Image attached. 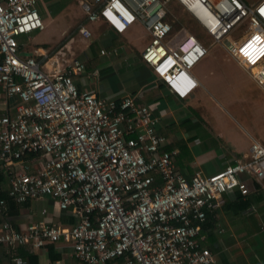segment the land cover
Wrapping results in <instances>:
<instances>
[{"label": "built area", "instance_id": "1", "mask_svg": "<svg viewBox=\"0 0 264 264\" xmlns=\"http://www.w3.org/2000/svg\"><path fill=\"white\" fill-rule=\"evenodd\" d=\"M40 1H0V246L63 240L85 264L120 257L125 264H216L201 243L203 225L226 193L247 195L264 178V146L254 140L248 158L185 176L175 152L164 149L168 138L149 104L81 89L76 79L100 73L89 74L80 59L21 52L17 36L45 28ZM227 2L228 14L217 0H87L82 7L89 22L104 20L121 34L140 22L151 35L142 59L169 93L188 98L200 85L193 68L223 43L264 89V0L251 12V31L236 41L228 34L249 7ZM80 32L92 36L86 24ZM29 153L35 156L27 161ZM42 196L70 212L71 223L17 227L9 220L10 199L24 204ZM13 264L26 260L14 255Z\"/></svg>", "mask_w": 264, "mask_h": 264}, {"label": "crops", "instance_id": "2", "mask_svg": "<svg viewBox=\"0 0 264 264\" xmlns=\"http://www.w3.org/2000/svg\"><path fill=\"white\" fill-rule=\"evenodd\" d=\"M63 1L65 3V0H62L59 5L62 4ZM51 7H48L47 13L40 12L39 10L41 16L46 14L54 16ZM57 15L59 19L56 21L48 16H44L46 21L44 23L46 25L43 30L56 22L62 24V32L65 34L68 32L71 24L78 20L74 18V15L68 16V19L63 18V14L59 15L57 13ZM29 39H31L30 42L19 40L21 52L24 55H34L38 59H43L44 61L52 56L64 58L63 56H59V53L63 55V52L51 51V48H53L56 42L47 40L33 41L30 36ZM214 47L215 46L211 49ZM218 47H222L228 55V60L236 62L239 67L249 74L253 82L264 90L253 78L251 72L240 64L229 51L223 47V44H219ZM106 49L107 53L105 54H111L115 62L118 59L116 57V53L119 51L118 46L111 48L107 47ZM45 54H47L48 57H46ZM100 54L102 53L100 52ZM88 60L89 59L86 60L85 64ZM90 60H94L95 65L88 68L86 67L87 72L90 74L98 70L100 74L97 77L91 76L87 79L85 77L83 79H76L80 88L93 90L100 96L110 98H120L127 94H132L149 104L154 112L160 116V131L168 138L166 146H173L172 149L167 150L175 152L177 169L185 176L190 178L198 170H202L207 174L218 172L225 167L228 161H231L235 157H241L233 156L227 152L223 139L224 135L218 130H215L219 139L217 142H215L214 139L208 138L207 141L204 139V132L200 133L198 131L199 128H217V126L215 127L217 120L221 114L224 113L222 104L224 102L216 98L210 89L203 87L200 81L199 87L202 86L200 91H197L198 87L188 98H179L169 93L160 81L154 79L153 72L149 65L148 67L144 66L142 69L140 68V70H137L136 74L132 76L127 75L120 78L115 71H108L106 74H103L102 71L104 68L98 66L96 55ZM141 60L143 63H146L143 59ZM46 65L51 66V61H48ZM104 67L108 68L109 66ZM137 80L139 81L138 86L136 84ZM3 110L4 109H1L0 112ZM188 119L194 122V125L191 127L192 129L189 128L190 130L183 127L184 121ZM190 137L192 138L191 140ZM183 142H187L188 144L185 145ZM252 207L257 209L259 205L257 206L255 204ZM252 207L246 212L239 214V216L245 223L248 222V218L251 219L250 221L253 227H251L249 231H255L254 223L256 222L257 225H262V232L258 233V231H255L253 234L249 232L250 235H254V242L250 247L244 250H241L240 245H237L239 241L237 237L235 240L234 233L232 234L231 231L232 227L230 223H232L231 220L235 214L231 210H226L224 206L215 211L217 223L212 230L214 236L213 238L209 237V232L206 231L203 245L213 251L217 259L216 264H222V255L226 256L229 263L232 264H264V222L255 219L253 216L255 210L251 211L253 209ZM44 210H46V212H43ZM8 218L17 227H25L43 219L61 224H69L72 221L71 213L61 210L48 196H42L38 199L30 200L27 203L19 204L17 208L13 209H11L9 203ZM225 221L227 223H225ZM261 235L262 239L260 238ZM71 254V247L63 240L49 243L40 248L26 245L13 250L5 246H0V264H13L14 255L23 257L26 260V264H83L82 261L74 258ZM106 264H125V261L114 260Z\"/></svg>", "mask_w": 264, "mask_h": 264}, {"label": "rangeland", "instance_id": "3", "mask_svg": "<svg viewBox=\"0 0 264 264\" xmlns=\"http://www.w3.org/2000/svg\"><path fill=\"white\" fill-rule=\"evenodd\" d=\"M61 1L41 0L37 7L40 12L47 13L48 7L54 5L51 7L54 16H49L48 14L44 16H48L55 21L59 19L57 13L59 15L63 14L65 19L74 15V18L78 20L71 24L68 32L64 34L62 32V24L55 22L47 26L43 31L36 30L29 33V35L21 34L17 36L18 40L30 42V36L33 41L47 40L56 42L51 51L63 52L64 54L59 53V56H63L64 59L70 61L77 58L86 62L87 59L90 60L96 55L98 66L104 68L103 74L108 71H115L120 78L127 75L132 76L140 68L148 67V64L143 63L141 59L143 50L151 41V35L140 22H136L126 32L119 34L121 44L117 45L119 51L116 53V57L118 59L114 62L111 54L103 55L100 52L101 49L107 50L106 48L111 46V38L116 32L104 20L88 21L86 25L90 28L92 36L90 38L84 37L80 32L79 24L86 17L82 5L87 0H65V3L63 1L60 6L59 3ZM244 1L248 3V15L242 18L228 34L234 41L246 35L253 27L251 12L259 0ZM177 9L180 12L183 11L179 6ZM44 16H42V19L46 22ZM174 25L177 27L178 23L174 22ZM67 36H70V38L62 42ZM92 46L96 54L92 50ZM218 46V44L215 45L209 54L193 68V73L203 87L210 89L216 98L224 102L222 103L224 113L217 120L215 125L217 128H199L198 131L200 133L204 132V139H214L217 142L219 139L215 130H218L224 135L223 139L227 152L233 156H241L240 158L246 159L250 155V147L254 140L259 141L264 146V90L253 82L249 74L239 67L236 62L228 60L226 51ZM223 47H225L224 43ZM104 66L109 67L105 68ZM258 69L259 67L256 66L254 71ZM153 77L156 79L154 75ZM138 82L137 80V86ZM202 86L197 91H200ZM258 181L261 183L264 196V178ZM254 210L253 216L255 219L264 222V200L259 203L257 209H252L251 211ZM232 218V223H230L232 234L234 233L235 240L237 237L239 241L237 245H240V249L244 250L254 242V235L249 234V229L253 227V224L250 218H248L247 224L239 215H233ZM225 223L227 222L225 221Z\"/></svg>", "mask_w": 264, "mask_h": 264}, {"label": "trees", "instance_id": "4", "mask_svg": "<svg viewBox=\"0 0 264 264\" xmlns=\"http://www.w3.org/2000/svg\"><path fill=\"white\" fill-rule=\"evenodd\" d=\"M81 22H82V23H80L81 25L86 24L88 22L87 15H86L85 18L82 19ZM80 24H79V26H81ZM116 34H118V35H116ZM116 34L111 38V46H109V48L121 44V41H120V38H119V34H121V33L116 32ZM69 38H70V36L69 37L68 36L65 37L62 42H65ZM92 50L96 54V51H95L93 46H92ZM86 65H87L86 66L87 68L94 66L95 65L94 60H88ZM193 125H194V122L191 119H188V120L184 121V123H183V127H185L187 130L192 129L191 127ZM191 139L192 138L190 137V140ZM183 143L185 145L188 144L187 142H183ZM172 147L173 146H165L164 149H166V150L167 149H172ZM34 156H35L34 154L29 153V154H27L25 156V159L26 160H30ZM252 185H254V189L252 191H250V193L247 194V195H243L239 190H232V191H229L228 193H226L224 195V197H225V203L223 205L224 208H226V210H231L235 215H239V214H242V213L246 212L253 205H255V204L259 205V203H261L264 200L261 183L258 180H254ZM9 203H10L11 209L17 208L19 206V204L13 199H10ZM252 208L254 209V207H252ZM215 215H216L215 211L214 212H209L208 216H207V220H206V222L203 225V230H204L203 232L204 233L206 231L209 232V237H212V238L214 236V233H213L212 230L215 228V225L217 223V219H216ZM254 224H255V226H254L255 229L254 230L258 231V233L262 232L261 231L262 225H260V224L257 225L256 222ZM255 231L250 230L249 232L251 234H253V232H255ZM260 238L262 239V235L260 236ZM201 243L203 245V240L201 241ZM51 247L53 248L52 244H51ZM116 260L125 261V258L124 257H120V258H118ZM108 262H111V261H108ZM83 264H85V263H83ZM222 264H232V263H229L228 258L226 256L222 255Z\"/></svg>", "mask_w": 264, "mask_h": 264}, {"label": "bare ground", "instance_id": "5", "mask_svg": "<svg viewBox=\"0 0 264 264\" xmlns=\"http://www.w3.org/2000/svg\"><path fill=\"white\" fill-rule=\"evenodd\" d=\"M217 9H220L221 12L228 14L232 11V6L229 4V2H227V0H217Z\"/></svg>", "mask_w": 264, "mask_h": 264}]
</instances>
